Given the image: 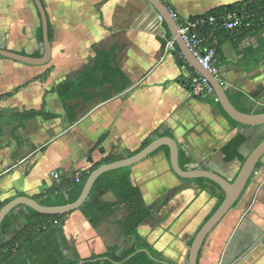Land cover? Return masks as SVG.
Returning <instances> with one entry per match:
<instances>
[{
  "label": "crops",
  "instance_id": "crops-1",
  "mask_svg": "<svg viewBox=\"0 0 264 264\" xmlns=\"http://www.w3.org/2000/svg\"><path fill=\"white\" fill-rule=\"evenodd\" d=\"M167 1L182 18H195L242 0ZM44 5L54 27L51 62L33 66L0 56V95L11 94L0 101V109L51 115H37L20 127L18 122L5 126L0 136V202L21 193L37 197L82 178L108 154L127 156L139 150L155 132L179 142L193 159L189 169L235 178L242 164L226 162L223 146L244 134L248 140L239 151L247 157L257 145L247 151L251 133L261 130L234 125L209 101L212 97L192 93L189 82L197 71L147 0H44ZM40 26L33 0H0V48L41 55ZM256 43L253 35L228 38L215 63L226 92L233 97L244 92L264 106V60L258 65L241 62L242 49ZM103 51L113 53L125 78L83 89L81 83L76 97L61 98L57 86L74 82ZM261 162L237 205L208 236L199 264H228L247 248L233 252L242 226L251 221L263 226L264 157ZM233 168L238 169L235 174ZM132 174L150 210L138 233L167 259L185 264L190 241L218 204L211 185L177 177L164 151L133 166ZM104 199L115 202L117 197L109 192ZM128 214L127 205H121L93 226L77 210L66 218V237L81 258L109 247L123 249L127 245L119 224ZM238 264H264V242Z\"/></svg>",
  "mask_w": 264,
  "mask_h": 264
},
{
  "label": "trees",
  "instance_id": "trees-1",
  "mask_svg": "<svg viewBox=\"0 0 264 264\" xmlns=\"http://www.w3.org/2000/svg\"><path fill=\"white\" fill-rule=\"evenodd\" d=\"M42 1L44 2V0ZM163 1L169 9H171L168 1ZM241 6H246L247 8L256 11L255 16L252 18V26H242L233 31L223 29L217 30L215 32V39L217 41L216 57L217 60L222 57L220 47L226 39H238L245 35H253L256 36L257 43L253 46L242 49L241 52L243 56L241 62L243 64L258 65L264 60V0H242L237 3L216 8L203 16H214L219 18L226 12ZM200 30L207 38H209L210 27L201 28ZM38 36L43 40L42 26L38 29ZM49 37L51 41L54 39V27L50 22ZM212 40L213 39L210 38V41ZM34 56H40V54ZM181 57H183L182 54ZM196 73L197 72H195V74ZM46 75L47 73L45 76ZM117 78L122 80L125 78V75L121 69L116 66L113 53L111 51L97 52L96 58L90 67L85 68L80 74H78L74 82L68 80L57 86V90L61 95V98L66 100L67 98H74L79 94L78 86L81 83L83 89L93 85L95 82H102L104 84ZM227 95L234 106L242 112L249 114L264 113V106H261L244 92L238 91L233 97L229 90H227ZM9 96H11V94L0 95V101ZM209 101L220 108L222 113L231 123L237 126L248 127L247 125L240 124L229 117L216 98H209ZM37 115L51 117L50 114L45 113L43 110L31 109L4 112L0 109V136L4 135L5 126L12 125L13 122H18V127H20L26 120ZM256 127L261 130L258 134L257 144H259L264 140V125ZM15 131L16 129L13 130V135ZM166 134L167 133L159 134V132H155V134L145 140L139 150L132 152L127 156L140 151L154 139L167 136ZM247 140L248 137L246 135L237 134L233 139L226 143L222 148L225 161L231 162L238 160L243 164L246 157L240 153L239 149ZM160 151H164L168 161H170L169 148L163 146L155 153ZM127 156L108 154L100 163L93 165L89 172L83 174V177L80 178L79 182L74 178H71L67 180L63 186H53L41 195L33 198L41 204L49 206L73 203L80 197L89 175L94 170L104 164L123 159ZM192 160L191 156H189L185 150H180V166L184 170L189 169L188 164H190ZM261 164L262 162H259L257 168L260 167ZM183 180H200L202 182H207L211 185L210 192L213 196L217 195L215 193L216 189H219L224 193L219 185L208 179L200 178ZM109 192L117 197L115 202L104 199V196ZM23 195L25 194L21 193L17 196ZM217 197L218 204L212 214L224 199V195H217ZM13 198L0 202V209ZM121 205H127L129 209V214L126 216V219L119 224V229L124 237V242L127 247L125 249L120 247H109L105 253L94 254L87 258H81L77 249L71 245L66 237L64 226L66 218L70 213L50 216L38 213L26 206H19L18 208H20V210L16 208L5 218L0 226V240H2L0 243V264H176L163 256V254L156 250L146 238L138 233L139 226L147 217H149L150 210L144 200L139 185L133 178L132 167L120 168L103 174L96 181L89 198L79 210L93 226H98L105 217L115 212ZM193 239L190 241L189 246H191ZM146 251H149L155 259L151 258Z\"/></svg>",
  "mask_w": 264,
  "mask_h": 264
},
{
  "label": "water",
  "instance_id": "water-1",
  "mask_svg": "<svg viewBox=\"0 0 264 264\" xmlns=\"http://www.w3.org/2000/svg\"><path fill=\"white\" fill-rule=\"evenodd\" d=\"M147 1L156 10L160 17L165 21L173 38L179 45L181 52L183 53L184 57L189 62V64L198 73H200L210 81V83L215 89V93L219 103L221 104L225 112L229 115V117H231L236 122L247 126L264 125V113L249 114L240 111L234 106V104L229 99L226 92V88L222 84L220 78L217 75L211 73L207 68H205L190 51L186 42L183 40L180 34L177 21L173 18L171 10L164 3V1ZM33 2L39 12L43 29V53L40 56H33L28 54H22L9 49L0 48V56L28 65L44 66L49 64L52 59V43L49 37V18L44 2L42 0H33ZM163 146H167L170 150L169 163L173 173L177 177L189 180L200 178L208 179L219 185L224 191V199L222 203L211 215V217L201 226L191 243L188 256V264H199L201 251L208 236L221 223V221L226 217V215L234 208V205L241 199L249 182L251 181L256 172L258 163L262 161L264 157V140L257 144L256 147L252 150V152L246 157V160L242 164L236 178L234 180H229L224 176L220 175L219 173L210 169L195 168L184 170L180 166L181 146L179 142L171 136L158 137L135 154L108 164H104L94 170L89 175L80 197L73 203L59 206H49L41 204L33 197L27 195L17 196L13 198L0 209V226L5 220V218L19 206H26L38 213L50 216L73 213L79 210L82 205L86 202L94 188L96 181L103 174L120 168L133 167L136 164L150 157ZM263 242L264 231L249 246H247V248L241 254L235 256L233 260L228 264H238L259 244ZM146 252L151 258L155 259L149 251Z\"/></svg>",
  "mask_w": 264,
  "mask_h": 264
},
{
  "label": "built area",
  "instance_id": "built-area-1",
  "mask_svg": "<svg viewBox=\"0 0 264 264\" xmlns=\"http://www.w3.org/2000/svg\"><path fill=\"white\" fill-rule=\"evenodd\" d=\"M171 13L177 21L180 34L190 51L205 68L218 76V68L215 63L217 45L215 32L220 29L233 31L242 26H252V18L255 16L256 11L246 6H241L226 12L219 18L200 16L194 19L182 18L178 12L173 10H171ZM206 27H210L209 38L200 30ZM210 38L213 40L210 41ZM221 82L225 86L222 80ZM189 87L195 96L212 97L218 101L215 89L210 81L198 72L190 78ZM76 181H80L79 176L76 178Z\"/></svg>",
  "mask_w": 264,
  "mask_h": 264
},
{
  "label": "rangeland",
  "instance_id": "rangeland-1",
  "mask_svg": "<svg viewBox=\"0 0 264 264\" xmlns=\"http://www.w3.org/2000/svg\"><path fill=\"white\" fill-rule=\"evenodd\" d=\"M258 134L259 132H257L256 130H253V132L250 135V142L248 143V147H247V151L250 152L254 146L255 143L258 142ZM239 168V167H237ZM233 168V173L235 174V172L238 171V169ZM234 175H230V177H232L231 179H233ZM215 193L217 195H224V193L219 190L216 189ZM217 195H215V197L218 199ZM263 226L261 227L257 222L255 221H251L250 224H244L241 228V233L238 234V236L235 238V242H234V254H239L242 249H244L246 246H249L256 237H258L261 232L257 231V228H259L260 230H264V223H262ZM262 228V229H261ZM1 242V241H0ZM126 247L124 246L123 249H125ZM190 249V246H189ZM185 264H188V260L186 261Z\"/></svg>",
  "mask_w": 264,
  "mask_h": 264
}]
</instances>
